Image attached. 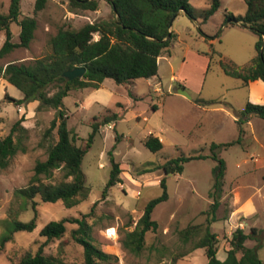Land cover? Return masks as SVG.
<instances>
[{
    "label": "rangeland",
    "instance_id": "374dc122",
    "mask_svg": "<svg viewBox=\"0 0 264 264\" xmlns=\"http://www.w3.org/2000/svg\"><path fill=\"white\" fill-rule=\"evenodd\" d=\"M36 1L22 0L21 4L20 18L35 15L38 21L35 38L30 46L15 48L0 58V139L10 132L13 124L19 119H22L29 129L25 139L27 152L17 153L7 168H0V241L14 227L15 220L29 221L35 215L32 201L26 203L16 190L29 184L35 173L36 162L47 158V148L40 142L44 141L45 130L51 121L61 114V110L38 111L34 106L21 111L20 105L6 99V94L16 99L23 98L24 94L18 87L5 80L4 68L10 62H29L45 55L50 51V38L62 26L79 28L86 22L109 19L113 15L109 0H97V10L73 9L69 0H48L45 7L35 13ZM190 2L200 10L208 6L211 0ZM9 5L10 0H0V13L7 12ZM246 10L244 0H222L220 9L206 22L198 18L196 23L195 19L186 13L179 14L171 27L174 32L172 45L165 51L170 63L161 61L158 72L160 78H138L125 84L106 80V86H112L114 89L110 106L120 115L116 121H112L115 124L113 128H109L108 123L101 127L84 157L83 170L86 174V184L90 188L89 198L68 208L62 201L44 202L37 196V227L31 232H16L14 239L0 251V264H17L22 255L27 252L35 253L40 246H43L45 253L56 254L62 241L66 242L63 254L66 260L82 262L83 246L71 238V230L76 228L77 224L67 223L65 236L50 241L40 235V230L51 220L68 216L81 217L84 214H89L87 220L92 224L95 243L117 256L111 262L102 264H169L171 259L180 253H185V256L180 259L179 264L208 263L205 250H192V244L181 239L179 230L190 223L206 221L202 212L210 207L209 193L213 186V168L216 165L212 158L191 160L185 163L182 173L166 175L169 198L154 209L153 219L159 222V228L147 233L146 245L140 254L124 247L122 240L126 233L134 228L147 203L164 192L160 184L165 176L163 169L140 173L139 168L147 162L164 163L181 155H195L202 150L210 154L212 143L229 142L240 134L235 132L236 128H239L238 124L234 123L225 110L222 111V107L237 116L238 111L249 101L264 103V82L258 81L250 86H243L241 79L226 74L220 64V59L223 58L243 69L257 54L258 34L240 24L226 25V16L229 13L239 16L244 15ZM12 30L15 34L14 40H18L20 25L13 23ZM98 37L96 34L95 38ZM4 39L2 34L0 47ZM174 74L188 87L186 90L193 95L191 100L169 97L170 92L174 91L173 86L179 84L172 81ZM160 80L166 95L160 100L154 98L160 109L153 111L149 93L151 87ZM89 92H92L91 87L75 89L64 99V112L70 115L67 119L68 126L82 138L77 140L78 145H85L86 138L92 132V116L104 111L96 104L87 103L84 97ZM198 99H215L218 102L203 104L206 109L201 110L191 103L192 100L197 102ZM80 100L85 102L87 107H79ZM145 115H149L150 119L146 120ZM244 130L241 143L219 150V155L227 163V185L238 181L242 169L253 168L251 159L247 165L242 163L238 167L237 163H241L245 157L249 158L250 153L259 152V144L247 123ZM155 132L164 133L166 137L164 148L157 152L151 151L143 143L150 133ZM54 135L56 137V131ZM111 150L123 167L121 182L126 185L122 186L118 182L103 195L111 174ZM58 174L57 170L56 175ZM129 177L137 179L141 185L139 182L133 183ZM139 189L141 193L138 195L136 191ZM228 203L229 196L225 199V215L229 209ZM217 213L224 215L222 208ZM255 225L260 230L259 239L248 240L247 244L254 246L259 243V256L264 261V212L259 213ZM237 226L226 235L225 232L231 227L226 220H217L212 224L213 230L221 235L218 257L222 260L227 254L225 249L229 245V238ZM109 227L116 228L117 237H108ZM250 227L251 224H248L244 228Z\"/></svg>",
    "mask_w": 264,
    "mask_h": 264
},
{
    "label": "trees",
    "instance_id": "16d2710c",
    "mask_svg": "<svg viewBox=\"0 0 264 264\" xmlns=\"http://www.w3.org/2000/svg\"><path fill=\"white\" fill-rule=\"evenodd\" d=\"M48 0H37L35 13L43 9ZM73 9L97 10V0H69ZM113 15L109 19L96 22H86L79 28L68 25L59 28L58 32L49 40L50 51L29 62H10L4 68V78L18 87L24 94L16 99L6 94V99L18 105H27L38 101L37 110H61L50 126L45 130L44 141L40 142L47 148V158L38 160L28 185L16 190L26 203L32 201L35 215L29 221L15 220L14 227L0 241V251L14 239L18 231L31 232L37 227V202L40 196L44 202L62 201L68 207H74L87 200L90 188L86 184V174L83 170L84 157L91 148L94 138L101 127L118 119L117 113L96 117L92 122V132L86 138L85 145H78L82 139L68 126V116L64 112V99L72 90L81 88H99L107 78L118 84L132 82L138 78H151L158 74L159 57L172 45L174 32L172 24L181 11L195 20L201 18L206 22L222 6V0H211L208 6L197 10L190 0H109ZM247 10L244 15L236 16L229 13L226 20L229 24H240L248 27L259 35L256 44L257 54L246 68H238L220 59V64L226 74L242 79L247 85L250 81H264V0H244ZM22 0H10L7 12L0 13V36L5 39L0 47V58L18 47H29L35 38L38 21L35 15L21 16ZM20 25L18 40H14L12 24ZM98 38H95V35ZM86 67L83 77L66 78L63 73L74 67ZM200 104L218 102L215 99H198ZM264 118V103L247 102L245 107L237 113L239 137L229 142L212 143L211 153L204 150L195 155H181L169 159L164 163L147 162L139 168L140 173L154 169H163L165 176L161 180L164 188L162 195L151 199L144 207L143 214L136 221L134 228L126 233L122 242L130 251L140 254L146 245V235L149 231H156L159 222L153 219L156 206L169 198L166 185V175L182 173L185 163L191 160L212 158L216 161L213 168V186L209 196L212 199L209 209L202 213L205 222L190 223L179 230V236L185 243L192 244V250L203 248L208 257L207 264H264L259 256V243L254 246L247 244L248 240H258L259 228L250 229L237 227L229 238V249L225 259L218 257L219 238L213 230L212 224L219 220L217 212L222 205L227 163L219 155V150L230 148L241 143L244 135V125L253 117ZM59 121V122H58ZM29 129L22 119L17 120L10 132L0 139V168H7L11 159L19 152H27L25 139ZM56 131V137L54 135ZM143 143L151 151L157 152L164 148L163 141L150 133ZM111 174L103 195L122 181L123 167L115 159L114 153L109 152ZM59 174L56 175V171ZM89 214L81 217L68 216L60 220H51L40 230V235L47 241L62 239L67 232V223L77 224L71 230V238L83 246L84 260L70 262L64 257V244L59 245L56 254H48L40 246L37 252H27L22 255L17 264H102L111 262L117 256L99 247L93 237L92 224L87 220ZM185 253L174 256L169 264H179Z\"/></svg>",
    "mask_w": 264,
    "mask_h": 264
},
{
    "label": "crops",
    "instance_id": "0c3cea01",
    "mask_svg": "<svg viewBox=\"0 0 264 264\" xmlns=\"http://www.w3.org/2000/svg\"><path fill=\"white\" fill-rule=\"evenodd\" d=\"M185 13L184 11H181L179 14ZM196 23H198L197 20H194ZM162 60L168 61L170 63L169 57L165 54V51L160 55L159 57V66ZM210 67V64L208 68ZM159 72V70H158ZM160 78L159 74L153 76ZM152 78V77H151ZM110 79V78H107ZM103 81L101 86L99 88H92V92H89L84 98L87 100V103L90 105H98L100 107V110H104L103 112L99 111L98 114H95L92 116L90 120V124L95 120L96 117H102L106 114H111L113 112L117 113L119 117V112L112 108L110 106L112 102V97L114 95V89L112 86H109L105 84L106 80ZM150 79V78H147ZM172 81H176L179 84L174 85L173 92H170L169 97H183L185 99L191 100L193 98V95L191 97H187L181 93L178 92V89L180 87H183L185 89H188V87L181 83V78L178 75H172L171 77ZM6 80V79H5ZM113 80V79H111ZM242 80V79H241ZM114 81V80H113ZM258 81L263 80H254L250 81L247 85L243 83V86H250L253 83H257ZM115 82V81H114ZM160 85H157L156 83L151 87L150 89V98L152 100L151 103V109L153 111L159 110V103L154 101V98H157L160 100L163 98V96L166 95V92H164L162 88V81H158ZM116 83V82H115ZM118 84V83H117ZM8 92V90L6 89ZM190 91V90H189ZM9 93V92H8ZM10 95V94H9ZM166 101V100H165ZM134 103V102H133ZM193 105L197 107L198 109L205 110L206 108L201 105L200 103L196 102V100H192ZM39 104L38 101H32L28 103L27 105H20L21 111L24 109H30L31 106L37 107ZM232 104V103H231ZM79 107L85 108L87 107L86 103L83 101H79L78 103ZM122 108V106H121ZM123 109V108H122ZM222 111L225 110L227 115H230L234 121L235 124H237V116L232 114L228 109L222 107ZM69 118V114H67ZM144 118L146 120L150 119L149 115H145ZM116 121V120H113ZM112 122V121H111ZM247 124L250 127V130L252 131V134L256 140V142L259 144V152H252L249 154V158L245 157L241 163H237V166L240 167L241 164H249V160L251 159V163L253 165V168L248 169H242L240 174L238 175V181L231 182L229 185H227V180L225 177V183H224V191H223V197H222V205L220 208H222L224 215L220 216L217 213V216L219 220L224 219L230 224V229H228L225 233L229 234L233 227L237 226L238 222L241 218L246 220L247 225L251 224V226H255V222L258 219L259 213L264 212V208L260 206H264V118L253 116ZM238 127V126H237ZM151 132V131H149ZM236 134H239V128H236ZM154 135L158 136L163 143L165 142V135L161 132H155ZM263 138V139H262ZM177 174V173H175ZM130 175V173H129ZM254 175V177H252ZM246 177V178H245ZM133 178V177H132ZM130 179V177H129ZM131 180V179H130ZM138 182V181H136ZM134 183V182H133ZM229 196V209H227V213L225 215L226 206L225 205V199ZM212 203V199L209 196V204ZM219 208V209H220ZM207 215H205L206 217ZM216 222V221H215ZM215 231V230H214ZM218 238L221 239V235L218 234ZM230 245H228L225 249H229ZM227 255V254H226ZM226 258V257H225Z\"/></svg>",
    "mask_w": 264,
    "mask_h": 264
},
{
    "label": "water",
    "instance_id": "95a60500",
    "mask_svg": "<svg viewBox=\"0 0 264 264\" xmlns=\"http://www.w3.org/2000/svg\"><path fill=\"white\" fill-rule=\"evenodd\" d=\"M228 23H226L227 25ZM86 72V67H74L72 69H68L66 70L63 75L68 78V79H75V78H78V77H83V75L85 74ZM178 92L187 96V97H191V95L189 94V92L183 88V87H180L178 89ZM60 112V110H58ZM172 174V173H171Z\"/></svg>",
    "mask_w": 264,
    "mask_h": 264
},
{
    "label": "built area",
    "instance_id": "2783aa9c",
    "mask_svg": "<svg viewBox=\"0 0 264 264\" xmlns=\"http://www.w3.org/2000/svg\"><path fill=\"white\" fill-rule=\"evenodd\" d=\"M157 85H160L159 82L156 83ZM21 109V108H20ZM108 126L109 128H113L115 126V124L113 122H109L108 123ZM133 182H136L137 179L135 178H130ZM139 182V181H138ZM120 185L124 186L126 185L125 183L123 184L121 181L119 182ZM139 185H141V182H139ZM137 194L139 195L141 192H140V189L136 191ZM247 225V222L246 220H244L243 218L240 219V221L238 222V226L237 227H241V228H244L245 226ZM107 235L109 238H114L115 236L117 237V232H116V228L115 227H109L107 229Z\"/></svg>",
    "mask_w": 264,
    "mask_h": 264
}]
</instances>
